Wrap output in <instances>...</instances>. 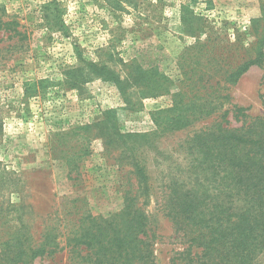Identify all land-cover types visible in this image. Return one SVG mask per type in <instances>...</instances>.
Here are the masks:
<instances>
[{
  "label": "rangeland",
  "instance_id": "374dc122",
  "mask_svg": "<svg viewBox=\"0 0 264 264\" xmlns=\"http://www.w3.org/2000/svg\"><path fill=\"white\" fill-rule=\"evenodd\" d=\"M50 1L0 0V264H83L78 241L124 224L126 202L149 217L155 264H171L173 188L215 219L255 212L236 191L250 174L231 177L190 140L219 123L264 138V0H58L60 25ZM179 114L191 122L158 129ZM251 146L249 164L264 160V141ZM42 242L50 254L25 255Z\"/></svg>",
  "mask_w": 264,
  "mask_h": 264
},
{
  "label": "trees",
  "instance_id": "16d2710c",
  "mask_svg": "<svg viewBox=\"0 0 264 264\" xmlns=\"http://www.w3.org/2000/svg\"><path fill=\"white\" fill-rule=\"evenodd\" d=\"M49 7L52 8V12ZM60 7L58 0H51L45 5V8L50 10V13L46 15L48 22L54 25L61 24ZM1 22L0 20V24ZM6 26L14 36L23 34L18 30L19 22L15 19L9 20ZM261 56L262 54L259 58L240 65L229 80L237 82L253 65L261 63ZM187 95L180 88V91L174 94L173 101L178 103L177 105L187 104L183 103ZM206 111L204 110V113ZM206 114L209 115L210 111ZM188 119L187 116L179 114L155 121L158 129L162 128L166 131L187 126ZM215 128L217 130L211 134L194 136L190 140L191 148L194 154L205 156L206 160L214 159L211 164L226 170L231 177L234 172L238 174L242 170L247 171L250 178L246 177L245 181L243 175H240L242 186L240 190L236 188V191L238 195L244 193L243 196L252 202V206L255 207L253 210L257 213L253 216L255 212H251L236 220L233 214L227 215L226 221L215 219L213 212L204 206L206 202L205 200L202 202L199 193L183 194L180 190L173 188L165 209L166 212L168 211L167 216L172 220L175 238L183 247L174 251L170 262L171 264H261L260 260L264 258V215L260 214L264 213V185L261 184L264 183V160L249 164V156L251 145H261L264 138L252 140L245 136H238L235 131L223 127L221 123ZM137 137L145 138V136ZM242 146L249 147V150L240 155L237 151ZM206 163L210 165V162ZM138 173L140 177L145 178L143 168H140ZM255 180L258 183L255 184ZM204 209L207 210L206 214L203 212ZM121 214L126 219L124 224L116 223L104 232L87 233L78 241L79 245L85 246V249L81 250L82 253L86 252L81 258L84 261L83 264H155L153 247L155 236L149 233L148 215L142 207L127 202ZM43 244L42 242L33 250L29 247L28 251L24 252L25 255L29 256L28 253H30L31 257L36 258L46 253L50 254L51 252L43 248Z\"/></svg>",
  "mask_w": 264,
  "mask_h": 264
}]
</instances>
